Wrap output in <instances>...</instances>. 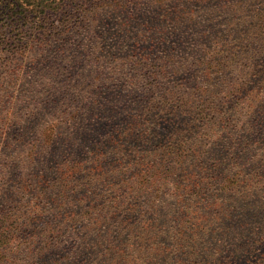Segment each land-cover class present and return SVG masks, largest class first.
<instances>
[{"label":"trees","instance_id":"16d2710c","mask_svg":"<svg viewBox=\"0 0 264 264\" xmlns=\"http://www.w3.org/2000/svg\"><path fill=\"white\" fill-rule=\"evenodd\" d=\"M80 31L121 65L7 157L0 264H264V0H0V80Z\"/></svg>","mask_w":264,"mask_h":264},{"label":"rangeland","instance_id":"374dc122","mask_svg":"<svg viewBox=\"0 0 264 264\" xmlns=\"http://www.w3.org/2000/svg\"><path fill=\"white\" fill-rule=\"evenodd\" d=\"M97 26L98 24L95 23ZM99 32L89 33L80 31L79 35L68 37L61 46L51 51L41 52L34 57L33 65L22 69L18 64L12 66L14 78L0 80V179L3 176L4 165L15 150H19L26 143L28 135L31 144H38V138L52 132L59 124L62 130L69 129L67 121L80 114H85L88 103L92 101L90 86L93 83L91 75L100 72L103 68H116L121 65L118 58L124 53L122 40L126 36L113 32L111 47L113 55L103 54L104 49L95 53H88L81 48L84 35L94 37ZM150 37V36H148ZM128 42H126L127 44ZM101 49V47L99 46ZM159 55L151 56L156 61ZM176 55V53H174ZM91 70V71H89ZM5 67L0 69L3 77ZM65 71L77 79L80 71H87L85 78L78 83H68L62 90L53 88L61 87V76ZM242 77L248 71L244 66L241 69ZM234 82L238 81L237 73ZM14 117L20 128L9 131V120ZM8 122L6 127L3 122ZM18 138L19 140H17ZM31 149V148H30ZM29 150V149H28ZM18 152V153H19Z\"/></svg>","mask_w":264,"mask_h":264}]
</instances>
